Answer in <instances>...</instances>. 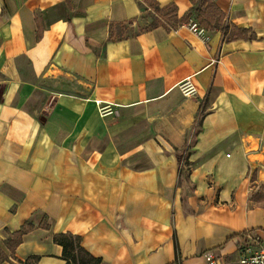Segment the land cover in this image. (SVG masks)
I'll return each mask as SVG.
<instances>
[{
	"label": "crops",
	"instance_id": "crops-1",
	"mask_svg": "<svg viewBox=\"0 0 264 264\" xmlns=\"http://www.w3.org/2000/svg\"><path fill=\"white\" fill-rule=\"evenodd\" d=\"M196 3L0 0V264H66L68 233L102 264L264 242V0H212L202 37L153 25Z\"/></svg>",
	"mask_w": 264,
	"mask_h": 264
},
{
	"label": "trees",
	"instance_id": "trees-1",
	"mask_svg": "<svg viewBox=\"0 0 264 264\" xmlns=\"http://www.w3.org/2000/svg\"><path fill=\"white\" fill-rule=\"evenodd\" d=\"M194 3L197 0H193ZM203 4L206 5V11L211 10L214 8L213 4L211 5L212 0H202ZM215 9V8H214ZM170 9H165L159 11L158 19L163 22V20L168 19L169 21H173L175 23V27L181 26L185 23H189L190 20V13H188L183 18L179 19L175 10H172L170 13H166ZM216 10V9H215ZM219 15V13H217ZM157 19V20H158ZM173 27V28H175ZM178 161L181 163L183 161V156L178 155ZM261 190H264V186L261 187ZM264 208V204L262 205ZM27 232V230L22 229L16 235L18 237L17 244L22 241V236ZM54 241L61 246H63V256L66 260V264H102V260L99 258L93 257L90 253H88L85 249L81 246V238L79 236L73 235L71 233L64 234V235H55ZM39 261L38 256H31L28 258L25 264H37Z\"/></svg>",
	"mask_w": 264,
	"mask_h": 264
},
{
	"label": "built area",
	"instance_id": "built-area-1",
	"mask_svg": "<svg viewBox=\"0 0 264 264\" xmlns=\"http://www.w3.org/2000/svg\"><path fill=\"white\" fill-rule=\"evenodd\" d=\"M185 27L200 37L204 35L205 30L193 20L185 25ZM179 88L185 97H194L198 95V87L192 77L185 79ZM97 104L102 116L110 114L108 106H101L100 102H97ZM238 252L239 264H264V242L258 235H253L252 233L244 235L240 240ZM206 261L208 264H219L212 254L206 255Z\"/></svg>",
	"mask_w": 264,
	"mask_h": 264
},
{
	"label": "rangeland",
	"instance_id": "rangeland-1",
	"mask_svg": "<svg viewBox=\"0 0 264 264\" xmlns=\"http://www.w3.org/2000/svg\"><path fill=\"white\" fill-rule=\"evenodd\" d=\"M202 0H198L197 3L195 4L194 8L192 9L191 13H190V20H193L194 22H196L201 28H205L207 24H209V28L210 30H214V28H217L218 26L211 22V20L209 19L210 16H214L215 12L214 11H210L209 14L208 11H206V6L202 3ZM172 10L170 9L169 11H167L166 13H170ZM152 15V14H151ZM146 16H150L149 14ZM216 17V16H215ZM148 18V17H147ZM153 19H158L157 16H155L154 14L152 15ZM189 20V22H190ZM158 22H161L159 19L153 21V25L154 24H158ZM166 25L170 26V27H175V23L173 21H169L168 19H166L165 21ZM213 23V24H212ZM188 23H185V25H187ZM110 114L113 113L111 108H108ZM196 131L198 130V127H196L195 129ZM192 142L194 141V136L191 138ZM187 175V171L185 169V167L182 168V179L185 181L186 176ZM264 204V199L261 202V205Z\"/></svg>",
	"mask_w": 264,
	"mask_h": 264
}]
</instances>
